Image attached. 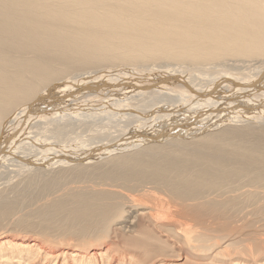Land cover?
I'll list each match as a JSON object with an SVG mask.
<instances>
[{"label":"bare ground","instance_id":"bare-ground-1","mask_svg":"<svg viewBox=\"0 0 264 264\" xmlns=\"http://www.w3.org/2000/svg\"><path fill=\"white\" fill-rule=\"evenodd\" d=\"M42 127L131 134L26 160L0 227L37 204L21 230L76 243L0 234V264H264V0H0V176Z\"/></svg>","mask_w":264,"mask_h":264},{"label":"rangeland","instance_id":"rangeland-1","mask_svg":"<svg viewBox=\"0 0 264 264\" xmlns=\"http://www.w3.org/2000/svg\"><path fill=\"white\" fill-rule=\"evenodd\" d=\"M120 66H121V65H120ZM226 66H227V65H226ZM224 69H228V68H224ZM208 70L210 71V73H212L213 71H211V70H214V69L207 68V70H205V72L208 71ZM202 71H203V70H202ZM203 72H204V71H203ZM182 73H183V75H189L188 73H185V71L182 72ZM208 73H209V72H208ZM189 76H190V75H189ZM109 126H110L113 130L118 131V127H119L120 125H119V126H115V125H111V124H110ZM159 126H160V128H161V129H160V128H159V129L162 130V129H164V126H165V125H159ZM162 126H163V127H162ZM204 128H205V127H204ZM204 128H203V129H204ZM41 129H42V130L38 129V130H36L34 133L29 134L30 138L26 139V140H28V144L31 142V144H32L34 147H36V148H34V150H35L36 152H35V151H34V152L29 151V153H25V154H24L25 156H22V157H20V159H18L19 162H17V160H16V161H12V160H10V163H9V161H8V163L6 162V164H5L6 166L4 167L5 169L2 168V169L4 170V172H5V175L3 174L4 177H3V176H0V181H2L3 183H5V182H7V183H5V184L0 183V185H1V186H0V190H5V189H7V188L10 189V188L12 187V186L9 185L10 182H11L10 184H12V185H13V184H17V185H18V183H20V185H22V184L24 183L25 179L28 177V176L25 177V176L27 175L26 173H28V175H29L30 172H28V171H29V169H31V168H30L31 166L26 165L25 161L28 160V159H30V157H32V156H34L35 158L32 157V159H30V160H34V159L37 160L38 158H39L40 160H42V159H44V157H45V158L49 157V156H47V155H49V154H50V156H51V153L55 150V148L57 149V147H58V149H57L56 151H54V152L52 153V155H56L57 153H58L57 155H59V154H60V155H62V154L65 155V153H68V154H67L68 156H74V155L76 156V154H77V157H78L80 153H82V152H83V153H86L87 151L89 152V150H90L91 148L96 149V148H99V147H104L105 145H110V147H111V146L114 147V146L120 144V141H122V140L124 139V137H126V136H128V135L131 134V132H130V134H128V135H125L124 133H122L121 136H120V138H119V135L117 136V137L119 138L118 140H117V139L115 140V137H116V136L113 137L114 140L116 141L115 143H113V142H114V141H113V138H112V140H111V138L109 139V137H108V139L105 138L106 140L103 139V140H101V142H98V143H97V142H94V143H90V145H89L88 143H86V142L88 141V140H86V139H87V137L89 136V134H88L89 132H87V131H85V130H84V131H83V130H80V131H81V132H80L79 130L74 131V129H73L72 132H75V133H72V132L70 133L71 136H68V138H70L69 140H68V138H67V139H66V138H61V139H60V138H54V140H53V139L47 137V134L43 131V130H44L43 127H42ZM199 129H200V128H199ZM201 130H202V129H201ZM201 130H200V131H201ZM131 131H132V130H131ZM205 131H206V129H205ZM42 132H43V133H42ZM83 132H84V135H83L84 137L82 136ZM86 132H87V133H86ZM35 133H36L37 136L39 135L40 137H36L35 135H33V134H35ZM78 133H79L80 135H78ZM40 134H41V135H40ZM42 134H43V136H44V135H45V136L43 137ZM72 134H77L79 137H78L77 135L74 136V135H72ZM33 136H34V137H33ZM76 136H77V137H76ZM112 136H113V135H112ZM112 136H111V137H112ZM35 137H36V138H35ZM45 137H47V138H45ZM71 137L74 139V141L71 140V139H72ZM75 137H76V138H79L80 140L78 139V140H79V141H78ZM81 137H83L84 140H86V141L83 142V138L81 139ZM85 137H86V139H85ZM31 138H32V139H31ZM37 138H38V141L35 142V141L37 140ZM39 138H40V139H39ZM122 138H123V139H122ZM46 139H47V142H46ZM56 139H58V140H56ZM64 139H65V140H64ZM121 139H122V140H121ZM31 140H32V141H31ZM33 140H34V141H33ZM44 140H45V142H44ZM48 140L50 141V143H49ZM55 140H56V141H55ZM63 140H64V144H65L66 142H68V145H67V146L63 145V148H62ZM67 140H68V141H67ZM75 140L77 141V143H76ZM81 140H82V142L80 143ZM107 140H111V141H107ZM53 141H54L55 143H54ZM58 141H59L60 143H61V142H62V143H61V144H58V143H59ZM104 141H107V142L103 143ZM112 141H113V142H112ZM34 142H35V143H34ZM57 142H58V143H57ZM72 142H73V143H72ZM36 143L39 144V145H38L39 147L36 146ZM40 143L42 144V146H43V144H45L46 149L44 148V146H43V147L40 146ZM46 143H47V144H46ZM48 143H49V144H48ZM52 143H53V144H52ZM102 143H103V144H102ZM112 143H113V144H112ZM51 144H52V145H51ZM54 144L57 145V147H56ZM66 144H67V143H66ZM71 144H72V145H71ZM79 144H80V146H79ZM82 144L84 145V147H88V148L86 149L87 151H86V150L84 151V149H83L84 147H83ZM91 144H92V145H91ZM95 144H96L97 147H96V146L93 147ZM115 144H116V145H115ZM142 144H143V143H140V146H141ZM145 144H146V143H144L143 145H145ZM29 145H30V144H29ZM69 145H70V148L68 147ZM73 145H74V147H73ZM75 145H76V146H75ZM81 145H82V146H81ZM98 145H100V146H98ZM49 146H50V147H49ZM52 146H53V147H52ZM64 146H65V147H64ZM71 146H72V147H71ZM77 146H78L79 148H80V147H81V148L79 149ZM40 147H41V148H40ZM54 147H55V148H54ZM67 147H68V149H66ZM76 147H77V148H76ZM135 147L138 148L139 145H136ZM141 147H142V146H141ZM53 148H54V149H53ZM59 148L65 149L66 151H65V150L63 151L62 149H59ZM71 148H74V149H71ZM75 148H76L77 151L75 150ZM89 148H90V149H89ZM111 148H112V147H111ZM136 148H135V149H136ZM139 148H140V147H139ZM36 149H37V150H36ZM49 149H50V150H49ZM69 149H70V151L67 152ZM78 149H79L80 151H81L82 149H83V150H82L81 152H79ZM118 149H119V150H118ZM118 149H113L112 151H114V150H115V151H114L113 153H112V151L109 152V153H111L112 156L118 154L119 152H120V153H123L125 148H123V146H122L121 148H118ZM122 149H123V150H122ZM126 149H127V148H126ZM133 149H134V147H133ZM47 150H48V151H51V152H48ZM58 150H61V152L58 151ZM74 150H75V151H74ZM116 150H118L119 152L116 151ZM129 150L131 151V147H130V149H129V148L127 149V151H129ZM62 151H63V152H62ZM73 151H74V152H73ZM122 151H123V152H122ZM125 151H126V150H125ZM127 151H126V152H127ZM40 152H41V153H40ZM56 152H57V153H56ZM59 152H60V153H59ZM78 152H79V154H78ZM43 153H45V155H46V154H47V155L45 156ZM48 153H49V154H48ZM61 153H62V154H61ZM70 153H71V155H69ZM72 153H73V154H72ZM74 153H75V154H74ZM83 153H82V154H83ZM31 154H32V155H31ZM38 154H40V155H38ZM35 155H36V156H35ZM41 155H43L44 157L41 156ZM80 155H81V154H80ZM39 156H41V158H42V157H43V158L41 159ZM81 156H82V155H81ZM112 156H111V157H112ZM23 157H24V159H22ZM36 157H37V158H36ZM102 157H103V158H102ZM102 157H94V159L92 160V162H93V163H96V162L98 163V161H99L100 159H101V160H104L105 157H106V159H107V157L109 158V157H110V154H109V156H107V154H104ZM39 159H38V160H39ZM96 159H97L98 161H97ZM23 160H24V161H23ZM95 160H96V161H95ZM101 160H100V161H101ZM12 162L14 163V165H13ZM23 162H24L25 164H24ZM92 162H91V163H92ZM11 163H12V164H11ZM16 163H17V164H16ZM7 164H9V165H7ZM21 164H24V165H21ZM11 165H13V166H11ZM17 165H18L19 167H18ZM20 165H21V166H20ZM54 165L57 166V167L53 166V169H56V168H59L60 163H57V164H54ZM58 165H59V166H58ZM64 165L67 166V165H70V164H67V163L65 164V163H63V166H62V163H61V166H62V167H65ZM8 166H11V168H9ZM15 166H17V167H15ZM22 166H23V167H22ZM61 166H60V168H61ZM7 167H8V168H7ZM13 167H14V168H13ZM25 167H26V168H29V169H26ZM6 168H7V169H6ZM16 168H17L18 170H17ZM14 169H15V170H14ZM20 170H24L25 173H23L22 171H21V173H19ZM25 170H27V172H26ZM10 171H11V173H10ZM18 171H19V172H18ZM7 172H9V173H7ZM12 172H13V174H14V177H13ZM11 174H12V175H11ZM17 174H18V175H17ZM24 174H25V176H24ZM8 175H9V178H8ZM12 177H13L14 179H13ZM16 177H17V178L19 177V178L17 179ZM4 178H7V179H9V180H6V179L4 180ZM10 179H11V180H10ZM20 179H21V180H20ZM18 180H19V182H18ZM13 182H14V183H13ZM21 182H22V183H21ZM2 185H3V187H2ZM4 185H6L7 187L4 186ZM8 185H9V186H8ZM17 185H16V186H17ZM13 186H15V185H13ZM18 186H19V185H18ZM1 187H2V188H1ZM5 187H6V188H5ZM9 187H10V188H9ZM111 187H112V189H115L116 187H119V189H121V186H115V187H114V186H111ZM8 189H7V190H8ZM116 189H117V188H116ZM122 189H123V188H122ZM124 190H125V192H124L123 190H120V191L123 192V193L129 194V193H127V191L129 192L130 190H127V189H124ZM126 190H127V191H126ZM137 192H139V191H137ZM137 192H136V191H131L130 194H131V195H132V194L134 195V193H135V197L138 198V195H137V194H139V193H137ZM136 193H137V194H136ZM54 195H55V194H54ZM50 196H51V195H47V199H46L45 196H44L40 201L44 202L45 199L48 200V198H51V197L53 196V194H52L51 197H50ZM46 200H45V201H46ZM40 201H39V204L42 203V202H40ZM36 205H37V204H35V205H33V206L29 205L26 209H19V211L17 210V211L13 214V215H14V216H12L13 218L11 217V220L13 221V220L15 219V221H18V220L21 218V217L19 218L18 216H19V215L22 216V213H21V212H23V214H24V213L26 212V210H27L29 207H35ZM27 211H28V210H27ZM248 211H251V210H250V209H247L246 212H248ZM17 212H18V213H17ZM15 217H16V218H15ZM17 217H18L19 219H18ZM17 219H18V220H17ZM171 219H172V218H171ZM173 219H175V218H173ZM11 220L8 219V221H9L10 223H8V221L6 220V221L4 222V224L1 225V226H4V227H2L3 230H2V228L0 227V228H1V230H0V234H1V235H3V234H8V235H11V236H12V235H21V234H23V235L25 234V235H26V234H27V235H29V236H31V237H33V238L36 237V239H39V241L43 239V240H42V243H43V245H44L45 247H47V248H52V246H53L54 249H56V246L59 247V246H61V245H65V244H66V246H67V242L69 241V239H70V241L68 242V245H69V243L72 242L73 239H74L73 237H72V238H73V239H72V238L69 237L68 235H67V237H66V235H62L61 233H59V234L56 233V234L54 235V234H52V233H50V232H48L49 235H47L48 233H46V235H44L45 238L48 237L47 239H45L41 234L38 233V234L40 235V237H41V238H40V237L38 236V234L36 235V233H37L36 231H38V230H36L35 232H33V231H29L30 233L28 232V230H27V231L25 230L26 232L24 233V227L22 228L23 230H21V227H22V226L20 227L19 224H18L17 222H15V221H13L14 224H13V223L11 224ZM7 223L10 224L11 227H12V226H13V227H12V228L9 227V225H7ZM15 223H17L16 226L18 225L16 230H15V227H16V226H15ZM5 224H6L11 230H13V231H11L10 229H8V227H7ZM5 226H6V227H5ZM14 226H15V227H14ZM18 227L20 228V230H19ZM5 228H6V229H5ZM4 229H5V230H4ZM25 229H26V228H25ZM6 230H7V231H6ZM8 230H9V231H8ZM2 232H3V233H2ZM7 232H9V233L12 232V233L9 234V233H7ZM22 232H23V233H22ZM27 232H28V233H27ZM14 233H15V234H14ZM19 233H20V234H19ZM31 233H34V234H31ZM41 233H42V232H41ZM50 234H51V235H50ZM1 235H0V236H1ZM23 235H21V236H23ZM61 235H62L63 237H62ZM56 236H57V238H56ZM58 236H59V238H58ZM49 237H50V238H49ZM55 238H56V240H55ZM64 238H65V239H64ZM66 238H67L68 240H66ZM50 239L52 240V242L50 241ZM60 239H61V240H60ZM71 239H72V241H71ZM54 240H55V241H54ZM43 241H45V242H43ZM57 241H58V242H57ZM59 241H60V242H59ZM65 241H66V242H65ZM74 241H75V239H74ZM74 241H73V242H74ZM46 242H47V243H46ZM50 242H51V243H50ZM73 242H72V243H73ZM44 243H46V244H44ZM61 243H62V244H61ZM72 243H71V244H72ZM74 243H76V242H74ZM60 244H61V245H60ZM58 247H57V248H58ZM173 250H175V248H173ZM43 264H44V261H43Z\"/></svg>","mask_w":264,"mask_h":264}]
</instances>
